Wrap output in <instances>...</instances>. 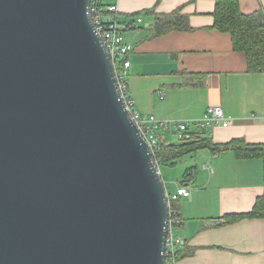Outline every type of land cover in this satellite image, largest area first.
Masks as SVG:
<instances>
[{"label":"water","instance_id":"water-1","mask_svg":"<svg viewBox=\"0 0 264 264\" xmlns=\"http://www.w3.org/2000/svg\"><path fill=\"white\" fill-rule=\"evenodd\" d=\"M91 0H0V264H166L168 193Z\"/></svg>","mask_w":264,"mask_h":264},{"label":"crops","instance_id":"crops-1","mask_svg":"<svg viewBox=\"0 0 264 264\" xmlns=\"http://www.w3.org/2000/svg\"><path fill=\"white\" fill-rule=\"evenodd\" d=\"M117 5L120 29L132 51L125 57L129 94L142 115L162 121L193 122L211 106H221L233 122L190 134L215 145L238 139L264 145V68L251 72L232 36L214 28L217 0H102ZM241 12L264 10V0H239ZM173 15L184 16L182 26ZM160 144L178 141L172 130L158 132ZM200 154V155H199ZM178 186L191 191L177 202L186 241L177 264H264V218H241L264 196V166L234 151L210 148L188 153ZM187 172L191 173L186 177ZM165 185V184H164Z\"/></svg>","mask_w":264,"mask_h":264},{"label":"built area","instance_id":"built-area-1","mask_svg":"<svg viewBox=\"0 0 264 264\" xmlns=\"http://www.w3.org/2000/svg\"><path fill=\"white\" fill-rule=\"evenodd\" d=\"M102 0H91L90 14L93 23L101 36L102 42L110 55L115 69L117 84L130 113L131 118L137 125L141 137L147 142L151 149L153 163L157 170L159 164L155 156L160 148L158 137L159 131L172 130L178 141L187 140L191 131V127L195 129H211L216 126H225L231 124L233 120L225 115L221 106H211L207 109L204 116L193 122H176L162 121L155 116L142 115L139 113L132 101L128 88V69L130 62L125 57L132 51V47L126 44L122 31L120 29V12L117 5H101ZM191 191L187 187L178 186L177 192L169 195V219L167 227V237L165 243L166 264H177V257L180 249L186 245V241L177 232L182 224L178 211L172 209L174 202L180 201L182 198H190Z\"/></svg>","mask_w":264,"mask_h":264},{"label":"trees","instance_id":"trees-1","mask_svg":"<svg viewBox=\"0 0 264 264\" xmlns=\"http://www.w3.org/2000/svg\"><path fill=\"white\" fill-rule=\"evenodd\" d=\"M103 5V4H101ZM179 21L175 26H182L184 16L173 15ZM214 28L232 36L234 50L245 54L248 68L251 72H262L264 68V10L251 15L241 12L239 0H217L214 13ZM199 134H189L187 140L178 141L171 145L161 144L155 156L159 166L167 165L181 156L194 153L199 149L210 148L213 151L233 150L240 159H259L264 166V145L247 144L242 140H232L227 144L215 145L209 137H198ZM264 170V168H263ZM191 173L187 172L186 177ZM190 178V177H189ZM177 202L172 209L177 211ZM241 218H264V196L259 198L252 212L246 215L228 217V222ZM181 258L179 251L177 261Z\"/></svg>","mask_w":264,"mask_h":264},{"label":"rangeland","instance_id":"rangeland-1","mask_svg":"<svg viewBox=\"0 0 264 264\" xmlns=\"http://www.w3.org/2000/svg\"><path fill=\"white\" fill-rule=\"evenodd\" d=\"M187 160H191V157L182 159L175 166L164 164L159 166L160 174L168 194H171L173 192L175 183L180 182V180H182V178L184 177L185 170L188 167V165L185 163V161Z\"/></svg>","mask_w":264,"mask_h":264}]
</instances>
